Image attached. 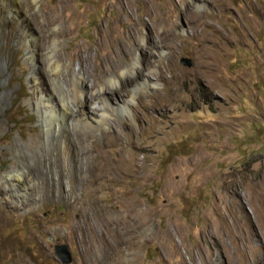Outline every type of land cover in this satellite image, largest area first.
I'll list each match as a JSON object with an SVG mask.
<instances>
[{
  "label": "rangeland",
  "instance_id": "rangeland-1",
  "mask_svg": "<svg viewBox=\"0 0 264 264\" xmlns=\"http://www.w3.org/2000/svg\"><path fill=\"white\" fill-rule=\"evenodd\" d=\"M56 1L37 0L31 13L56 16L52 30L70 32L58 47L66 72L78 69L79 48L92 58L86 93L91 72H111L94 62L106 35L116 65L134 59L143 37L152 52L139 57L157 84L136 90L130 116L107 93L110 123L104 132L96 126V145L83 142L89 127L77 125L70 166L59 157L54 163L57 146L29 102L31 65L8 36L14 16L0 19L2 192L9 187L2 172L22 168L14 142L29 153L46 147L50 157L44 170L22 169L39 177L35 194L7 193L15 210L7 212L0 264H62L56 244L67 245L66 264L93 257L98 264H264V0H64L62 13ZM193 1L200 7L191 18ZM42 66L40 56L48 91ZM119 157L126 162L117 168ZM32 196L42 204L36 212L27 205ZM49 202L53 215L43 216Z\"/></svg>",
  "mask_w": 264,
  "mask_h": 264
},
{
  "label": "bare ground",
  "instance_id": "bare-ground-1",
  "mask_svg": "<svg viewBox=\"0 0 264 264\" xmlns=\"http://www.w3.org/2000/svg\"><path fill=\"white\" fill-rule=\"evenodd\" d=\"M21 1L25 2L26 0H0V19L7 14H13L14 16L9 24L8 36L16 45L24 47L26 61L31 65L28 79L32 97L29 102L32 108L38 111L39 118L44 124V134L47 142L53 140V143L57 146L51 160L56 163L59 157L62 163L69 165L72 159L71 150L75 140L76 126L83 125L84 127H89L83 132V139L85 140L83 142L89 141L95 144V131L98 129L96 126L101 127V132H104L105 125L110 123L109 116L111 115L110 111L112 107L104 100L107 93L116 96L117 103L113 106H116L121 112L130 116L134 108V94L137 92L136 90L150 92L155 88L157 83L151 80L146 64L139 57L140 53L147 54L146 51H152L150 47H147L148 43H144V38L141 37L139 40L143 42L144 47L140 45L136 46L134 59L127 61L125 64L119 63L116 65L108 55V37L107 35L106 38L102 37L96 46L100 57L95 56V66L97 64H106L110 67L111 72L110 74L105 71L100 74L95 71L91 72L93 81L91 82V87L88 88V93H86L85 84L88 81L90 69L85 64L92 58L83 48H79L75 51L76 53L72 54V57L77 56L79 61L78 69L70 67L66 72L63 59L67 55L60 52L58 47L61 38L63 36L68 37L70 32L66 29L52 30V25L58 17L51 16L47 12L40 11L38 15L33 16L31 12L37 9V0L30 1L29 7L27 4H24L20 10L21 6L19 7L17 4ZM56 2L58 3L55 5L57 13H62L68 9V4L64 0H57ZM195 6L197 8L200 7L198 3L193 1V9H188L191 18L195 17ZM75 17L70 16V19L72 20ZM32 21L35 25V30L29 29ZM156 44L157 42L153 46ZM40 56L43 62L41 68L50 84L48 91L44 90L41 85V78L37 68V61ZM0 75L2 76L1 68ZM5 98L7 99V94L1 91L0 103ZM82 109L83 111L80 112ZM78 114H81L79 118H77ZM12 148L17 157H19V163L22 165V168L12 166L7 168L3 173L5 177L3 179L9 182V187H7L8 192L6 193L11 196H31L37 192L36 189L42 184L39 181V177L32 175L27 170L22 171V169L27 164L39 167L42 170L46 169L47 162H50V157L47 159L48 148L44 147L38 151H33L34 148L33 150L30 148L29 153L27 145L22 142H14ZM58 161L60 162V160ZM116 161L118 164L117 168L122 167L126 162L121 157ZM99 260L93 257V259H90V263L98 264L100 263Z\"/></svg>",
  "mask_w": 264,
  "mask_h": 264
},
{
  "label": "flooded vegetation",
  "instance_id": "flooded-vegetation-1",
  "mask_svg": "<svg viewBox=\"0 0 264 264\" xmlns=\"http://www.w3.org/2000/svg\"><path fill=\"white\" fill-rule=\"evenodd\" d=\"M0 150H1V139H0ZM11 205L12 203H9L7 193L2 192L0 187V242H3L7 237V229H8L7 212L8 210L11 209L13 211L15 210L14 207H12ZM27 205H29L30 212H36L39 210L42 204L39 203L38 198L36 196H32L31 200L28 202ZM53 207L54 205H52V203L49 202V207L47 208V210L42 212L43 216H45L46 214H48V216H52ZM20 232H21L20 230H17L16 233L20 234Z\"/></svg>",
  "mask_w": 264,
  "mask_h": 264
},
{
  "label": "water",
  "instance_id": "water-1",
  "mask_svg": "<svg viewBox=\"0 0 264 264\" xmlns=\"http://www.w3.org/2000/svg\"><path fill=\"white\" fill-rule=\"evenodd\" d=\"M180 62L183 65H190V61L186 58H180ZM53 250L62 264H66L70 261V254L66 244H56L53 246Z\"/></svg>",
  "mask_w": 264,
  "mask_h": 264
}]
</instances>
